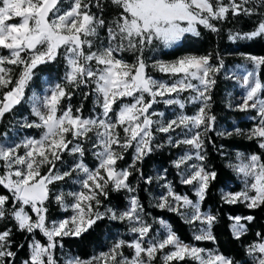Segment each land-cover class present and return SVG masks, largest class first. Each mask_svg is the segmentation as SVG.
<instances>
[{"label": "snow or ice", "instance_id": "1", "mask_svg": "<svg viewBox=\"0 0 264 264\" xmlns=\"http://www.w3.org/2000/svg\"><path fill=\"white\" fill-rule=\"evenodd\" d=\"M257 3L264 9V0H228L227 3L225 0H68L67 4L64 0H0V121L24 100L25 89L39 66L55 62L61 56L67 66L63 84H55L42 98L33 95L32 114L37 120L25 121L24 126L42 129L40 138H25L14 146L0 144V186L11 194H0V221L10 219L14 221L16 231L31 236L30 256L23 264H57L54 251L63 246L64 237H81L105 217L128 221L130 232L137 238L131 242L121 239L110 251L98 257L91 260L77 258L68 264H153L160 254L163 264H181L186 258L198 264H234L231 258L218 252L206 253L203 248L184 243L163 220L159 223L166 235L162 239L149 237L152 225L143 219V205L135 196L131 198L129 208L120 213L113 209L101 213L95 209L101 203L100 198L108 196L109 185L113 191H134L128 182L132 171L119 168L118 161L124 158L123 150L134 147L135 156L130 167L135 168L154 147H163L153 145V125H157L156 131L161 133L174 132L177 128L191 132L190 137L175 141L174 146H191L198 150V160L206 159L202 154L203 136L212 130L216 120L210 112L211 90L223 61L214 65L211 55H187L171 62L152 64L159 72L180 77L167 83L157 81L147 73L149 65L143 58L145 49L154 41L170 47L186 33L199 35L197 25L219 31L213 21L227 19L229 14L255 15ZM109 6H114L118 13L110 24L104 16ZM259 14L264 16V11ZM101 29L106 30L107 43L99 40ZM256 38L264 39V19L254 30L237 32L229 37L233 41ZM124 51L139 53L136 62L128 63L122 57L118 58ZM246 59L257 67L264 66V57L248 56ZM15 68L20 72L14 77ZM193 80H198L199 86L194 85ZM242 83L247 91L237 109L258 111L259 126L253 128L248 137L264 140V98H261L264 82L256 78L255 72H248ZM81 87L92 89L83 94L84 99L96 94L95 103L101 109L98 116L83 117L82 104L75 111L71 104L63 105V101L71 100L73 89ZM189 90L198 93L190 97L192 102L200 104L195 115L181 113L167 123L152 119L157 113L150 109L159 102L158 97H169L163 100L165 104L183 109L185 102L171 97ZM125 98H131L132 102L120 103L117 111L114 105ZM118 129L122 130L123 136ZM236 131L240 134L239 129ZM90 133L95 137L92 148L99 161L94 169L83 160L86 154L84 142L92 139ZM168 142L173 144L171 137ZM260 147L264 148V143ZM65 154L78 158L61 172L56 165ZM192 158L190 154L182 156L174 162L175 166L179 169ZM191 167L194 170L183 177L182 183L193 185L199 200L203 201L217 173L202 164ZM236 170L245 177V190L224 194V202L245 203L250 209L264 207V161L261 157L251 155L248 162L237 165ZM73 173L83 177L79 180L81 190L53 194L50 185L72 178ZM140 174L143 176L142 172ZM151 182L152 178H147L146 183ZM167 188V194L161 195L156 206L185 216L188 223L200 221L205 227L194 239L214 241L211 227L217 217L201 213L198 203L176 194L170 184ZM67 197L72 198L71 204ZM52 199L64 210L70 207L74 214L49 222L47 205ZM189 207L193 211L191 216H186L181 208ZM231 219L234 221L233 235L239 239L247 231L242 221L251 222L255 217L234 216ZM37 233L46 241L36 239ZM256 235L260 241L250 244L247 251L254 264H264V236L259 232ZM12 236V228L0 230V264H11L16 256L12 250ZM124 247L133 250L131 258L124 255Z\"/></svg>", "mask_w": 264, "mask_h": 264}, {"label": "trees", "instance_id": "2", "mask_svg": "<svg viewBox=\"0 0 264 264\" xmlns=\"http://www.w3.org/2000/svg\"><path fill=\"white\" fill-rule=\"evenodd\" d=\"M93 11H96L93 8ZM264 11L257 4V14L252 16L228 15L227 19L220 21H213L219 31H211L204 26H198L197 31L199 35H185L179 44L168 50L159 49L158 56L164 61H174L180 57L187 55L204 56L211 55L212 63L218 65L223 61V67L220 72L215 75L216 84L211 90L212 100L210 101V112L216 116L212 130L208 131L203 136V151L202 154L206 156L201 164L207 170H212L217 173L216 179L211 182L207 194L203 201H200V209L208 212V214L217 217L216 222L212 225L211 231L215 236L214 241L196 242L191 234L188 224H186L176 213L167 209H161L153 203L154 189L151 183H146V179L152 177L155 171L163 172L166 179L169 181L174 192L185 195L190 199H194V194L191 187L187 184L181 183L177 174L176 168L171 164L177 148L168 147L163 144V147L155 148L144 157L142 163H137L135 168L130 166L133 164V148L123 150V160L118 161V167L121 169H129L132 175L129 177V183L134 189L132 192L143 205V214L148 220L161 219L171 226L172 230L176 232L179 238L186 244H192L207 250H215L216 252L231 258L234 264H252L247 254V247L258 241L260 237L256 234L259 232L264 236V207L250 209L245 203L228 204L223 200V191L235 192L240 189V183L229 167L228 161L231 158L233 151H240L246 154L258 155L264 161V151L258 145L257 138H251L240 132L231 133V135H218L214 131L215 123L223 122L229 124L232 120H236L240 127L248 126L243 120H240L241 115L238 111L229 110L226 108L225 93L231 88L232 82L226 78L225 70L234 64H241L248 56L264 57V39L256 38L253 40H231L230 35L250 32L254 30L256 25L264 19L259 13ZM117 10L114 6H109L105 9L104 16L108 20L112 16H116ZM105 37L106 30H100V36ZM128 54L123 52L122 58L129 59ZM145 59V58H144ZM64 60L58 57L55 62L39 66L35 70V75L28 87L40 88L41 78L43 75L55 76L58 83L63 84L65 81L61 78L62 69H64ZM19 68H15L13 76H18ZM258 78L264 81V66H259L257 69ZM14 76V77H15ZM94 87V85L92 86ZM30 88H27L30 90ZM91 88L81 87L80 89H73L74 95L71 100L63 101V105L71 104L73 110L83 105L82 115L85 118L93 117L98 108L96 107V94L92 93L87 99H84L85 92H91ZM128 102L129 100H124ZM121 103V102H120ZM119 107L114 105L116 110ZM11 112L6 113L4 119L0 121V133L6 130L10 123ZM121 136H123L122 130ZM139 169L140 171H136ZM143 176H141V173ZM108 196L102 197V201L110 204L115 209H122L126 205L127 192L126 190L113 191L108 188ZM0 194L9 195L7 189L0 186ZM48 220H53L61 217L63 214L56 210L51 201L48 202ZM253 216L255 219L251 222L243 221L246 224L247 231L239 239L232 236L229 226L232 222L231 217L234 216ZM110 226L117 227L116 222L103 219L97 222L87 233L81 237H64L62 240V249L69 252L79 259H87L95 248L99 245L103 233H105ZM5 228H12V250L16 252L15 258L11 260V264H23V261L29 258V242L31 236L27 233L16 231L14 221L5 220L0 221V230ZM27 237V238H26ZM36 239H41L39 234ZM23 245V247H19ZM186 262H181L184 264Z\"/></svg>", "mask_w": 264, "mask_h": 264}, {"label": "rangeland", "instance_id": "3", "mask_svg": "<svg viewBox=\"0 0 264 264\" xmlns=\"http://www.w3.org/2000/svg\"><path fill=\"white\" fill-rule=\"evenodd\" d=\"M64 2H65V4H67L68 0H64ZM227 2H228V0H225V3H227ZM114 17L115 16H112L108 20L109 24L111 23V21ZM198 26H203V25H197V27ZM185 35H195V34L186 33ZM99 40H102L105 43H107L106 35H105V37H103L101 35L99 37ZM240 40H243V39H240ZM180 41L171 45L170 47L165 46L160 41H154V43L151 46H149L148 48L145 49L143 58H145V61L149 65L148 68L146 69V71L153 79H155L157 81H161V82L172 83L176 79L180 78V77H171L168 74L159 72L158 70L154 69L151 66L152 64H154L157 61H164L158 56V50L159 49L168 50L170 48H173L177 44H179ZM97 43H99V41H97ZM93 50H95V48ZM124 52L128 53V54H134V55H128L129 59H124L125 61H127L128 63H135L136 62V57H137V55H139V53L133 52V51H124ZM122 53L123 52L118 54V58L122 57ZM62 59L64 60L63 57H62ZM165 62H171V61H165ZM64 66H65V68L62 69V74H61L62 79H64L65 72L67 70L65 60H64ZM257 69H258V67L256 65H254L249 60L245 59L243 63L234 64L225 70L224 74H225L226 78H228L232 82L231 88L225 93L226 108L229 110L238 111L241 115L240 120H243L245 123L248 124V126L240 127L236 120H232L231 122H229V124H226L223 122H217V123H215V127H214V131L216 134L219 135V133H225V135H227L228 133H237L236 130L239 129L240 132H243L244 134H246L248 136V133L253 128L259 126V121H260L261 117H260L257 110L252 109V110H248V111H239L237 109V105L242 102L243 98L246 95V91H247L246 87L242 83L243 76L246 75L248 72H255L256 78L259 79L258 75H257ZM262 82H264V81H262ZM57 83H58V81L54 75L53 76L51 75L49 77L46 75H43L41 78L40 88L27 87V88H30V90L28 89V91H26L27 88L25 89L24 100L21 102L20 105H17L12 110L10 123L7 125L6 130L3 133H0V144H5L8 146H14L17 143H21L25 138H29V137H34L37 139L40 138V136L42 135V132H43L42 129L27 128L24 126L25 121L32 122V121L37 120V118L32 114V106H33L32 98H33L34 94L37 97L42 98L45 94H48L50 92V89L52 87H54V85ZM192 83L194 85L199 86L198 80H193ZM196 95H198V93H196L194 90H189V91L180 93L178 97L176 96V94H172L171 98H179L185 102V107L183 109H180L178 105H167V104H165L163 102V100L168 99L169 97H164V98L158 97L157 100L159 102L154 103L153 108L150 109V111L154 110L157 113V115L153 116L152 119L153 120H159L163 123H167L168 121L175 119L181 113H183L185 115H195L198 111L200 104H199V102H192L190 100V97H194ZM261 98H264V96H262ZM124 100H129V101L126 102ZM124 100L121 103H131L132 102L131 98H125ZM119 104H120V102H119ZM96 107L98 108V111L93 117H96L101 113V109L97 105H96ZM118 110H119V107H118L117 111ZM160 113H162L163 115L162 116L159 115ZM156 127H157V125H153V132L155 135V139L153 140V145L155 146L157 144H159V145L164 144L165 146H168V147L170 146L172 148L175 147L178 149L177 152L175 153L174 158L171 160V164H173V166L176 168V170H177L176 174H177L180 182L182 183L183 177L189 175L194 170L191 167V165H193V164L201 165V161L196 158L198 150H196V149H194L188 145L174 146V143L177 140L186 138V136L190 137L192 135V133L188 132L186 129H182V128H177L174 132L161 133V132L156 131ZM118 130H120V129H118ZM89 135H90V137H92V139H89V140L84 142L85 146H86V154L83 157V160L90 169H94L98 165L99 161L97 160L96 156L94 155V152L96 150L92 148V142L95 139V137L91 133ZM221 136H224V135H221ZM169 137H171L173 144H169V142H168ZM253 138L258 139L259 147H260L261 143H264V140H262L261 138H258V137H253ZM260 148H262V147H260ZM262 149L264 151V148H262ZM22 152H23V150H21V154H22ZM189 154L193 158L191 160L187 161L186 164L181 165V167L178 169L175 166L174 162L177 161L180 157L185 156V155H189ZM251 155H253V154H246V153H243L240 151H233L231 158L228 161L229 167L234 172V174L236 175V177L240 183V189L238 191H235V192H240V191L245 190V177L243 176L242 173L237 172L236 166L241 164V163H247L248 157H250ZM134 156H135V149L133 147L132 160H134ZM77 158L78 157H74L72 155L65 154L63 157V160L61 162H57V165H56L57 170H59L61 172L64 170H67L69 165H71ZM0 174H2V170H0ZM82 178H83L82 175L77 174V173H73L72 178H66L63 181H58V182H55L53 185H50V188L52 189V193L56 194L59 192H64V193L78 192L81 190V184L79 183V180ZM151 178L153 180L152 187L154 189L153 203L155 205H157L161 195L167 194V191H168L167 185H169L170 183L166 179V177L164 176L163 172L155 171ZM250 182H251V180H249V183ZM189 186L191 187V191L194 194V199H190V198L189 199L192 200L193 203L199 204V210L201 213L208 214V212L202 211L200 209V201L201 200H199V197L196 195L195 187L193 185H189ZM108 188L112 189V186L109 185ZM126 192H127L128 196H127V201H126V205L124 208L115 209L110 204H106L105 202H103L102 197H101L100 198L101 203H100L99 207L95 210H97L101 213L106 212L108 209H113L117 213L126 211L130 206L131 198L134 196L132 192H128L127 190H126ZM235 192H228L227 190H224L222 193L224 196V194H226V193H235ZM176 194H178V193H176ZM10 195L11 194L9 193V196ZM178 195H180V194H178ZM181 196H185V195H181ZM50 201H51L52 206L56 210L61 212L63 215L57 219L48 220L49 222L59 221L61 219L68 218L74 214L73 210L70 207L67 210H64L63 208H61L60 205L55 203L54 199H52ZM67 202L69 204H71L72 198L67 197ZM181 211L184 212L186 214V216H191L193 210L189 207V208H181ZM174 213H176L186 224H188L193 239H194V236L196 234H199L200 231L205 227V225L202 224L200 221H193L192 223H188L185 216H182L177 212H174ZM142 215H143V219L148 224L152 225V230L149 233V237L162 239L166 235V230L159 223V221L161 219L148 220V219H146V217L144 216L143 213H142ZM105 219L112 221V222H116L118 224V226L117 227L110 226V229H108L105 233H103L99 245L95 248V250L91 253V255L87 259H80V260H91L93 257L100 256L101 253H105V252L110 251V249L113 247V245L121 239L131 242L135 238H137L136 234L130 232V230H129L130 224L128 221L111 220L107 217H105ZM233 223H234V221L232 220V222L229 226V229L231 231L232 236H234L233 232H232V224ZM242 223H243V221H242ZM37 234H39V236L41 238L40 240L42 242L46 241V238L43 237L42 234H40V233H37ZM147 239L148 238L146 237L145 240H147ZM195 241L196 242H206V241H210V240H201V241L195 240ZM259 241H260V239L254 243H257ZM189 245H192V244H189ZM192 246L197 247L195 245H192ZM248 247H247V249H248ZM198 248H201V247H198ZM205 250H206V253L207 252H216L213 249H211V250L205 249ZM122 251L126 257L131 258V256L133 255V250L131 248L124 247L122 249ZM165 251H167V249H165ZM247 254H248V251H247ZM29 256H30V249H29ZM54 257L57 261V264H68V262L70 260H74V259L78 258L75 255L64 251L59 246L54 251ZM248 257L251 260L252 264H254L252 256H250L248 254ZM184 262H186L184 264H198L197 261L187 259V258ZM153 264H163L162 254L157 256V259L153 262ZM173 264H175V262H173Z\"/></svg>", "mask_w": 264, "mask_h": 264}]
</instances>
